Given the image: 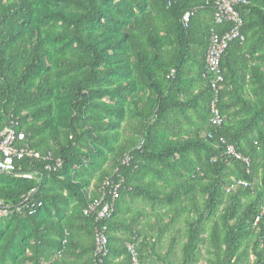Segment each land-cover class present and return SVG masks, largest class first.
Segmentation results:
<instances>
[{
	"label": "trees",
	"instance_id": "1",
	"mask_svg": "<svg viewBox=\"0 0 264 264\" xmlns=\"http://www.w3.org/2000/svg\"><path fill=\"white\" fill-rule=\"evenodd\" d=\"M42 1L68 9L51 12L65 29L42 31L35 0H0V129L14 122L18 145L32 152L12 162L14 173L39 179L0 173V201L16 207L30 197L34 206L0 220V262L95 264L98 226L83 210L119 167L120 197L100 223L109 251L101 264H131L127 244L134 240L145 263L152 247L140 229L143 212L126 218L135 200L166 208L158 236L176 234L166 264H195L204 245L210 264H240L249 246L252 264H264V0L237 7L244 40L231 42L221 60L225 122L218 129L209 124L205 53L211 29L221 35L230 25H214L209 0ZM187 11L194 12L184 25ZM126 113L140 121L123 138ZM221 138L249 159L250 175L223 153ZM101 148L114 153L112 172L102 171L90 191V173L106 161ZM237 180L249 185L227 192Z\"/></svg>",
	"mask_w": 264,
	"mask_h": 264
},
{
	"label": "built area",
	"instance_id": "2",
	"mask_svg": "<svg viewBox=\"0 0 264 264\" xmlns=\"http://www.w3.org/2000/svg\"><path fill=\"white\" fill-rule=\"evenodd\" d=\"M214 10V25L222 26L224 24L230 25L228 31L223 34H218L211 29L209 37V45L205 53V63L207 73L210 75L209 87L211 89V101L209 106V124L214 128H220L224 122L225 117L219 109V97L222 89L223 76L220 70V64L223 54L227 50L229 44L233 41L243 42L244 37L241 34L243 27V19L237 7L248 6V0H209ZM194 11H187L182 16V23L187 25ZM16 124L10 122L8 125L0 129V173L14 176L23 179L39 180L35 173H14L12 162L14 160H21L30 155L32 152L28 146H19L18 141L22 139V135H17ZM211 138V135H209ZM220 142L225 146L224 154L232 160L239 161L245 165L246 174L250 175V161L239 154L231 145H225L221 138ZM143 141H141L131 152L123 155L120 159V166H127L131 160V153L135 150H140ZM60 161H56V167H59ZM51 170L50 166L46 167ZM123 178L119 175V167H116L111 176L103 181L97 190L96 197L90 201L87 207L83 210V215L87 218H93L97 224L94 233V247L93 257L95 264H101L104 259L108 257V228L103 221H107L114 213L116 202L120 197V189L123 185ZM249 182L245 180H237L235 183L229 185L227 192L234 189L236 186L247 187ZM30 197L24 200L16 207L0 201V220L8 218L12 213H21L28 211L33 213V205H30ZM127 252L130 256L131 264H140L137 253V242L127 244Z\"/></svg>",
	"mask_w": 264,
	"mask_h": 264
},
{
	"label": "rangeland",
	"instance_id": "3",
	"mask_svg": "<svg viewBox=\"0 0 264 264\" xmlns=\"http://www.w3.org/2000/svg\"><path fill=\"white\" fill-rule=\"evenodd\" d=\"M37 2L36 10H35V18L36 21L42 31L48 30H62L65 29V25L58 20L55 16L51 14L52 11H55L56 9H64V11L68 12V9L59 5H47L43 3L42 0H35ZM62 42H55L53 44H61ZM69 48L71 47L68 45ZM59 95L56 93L55 98L53 102H55V107L57 109V114H59ZM56 113V111H55ZM140 120L134 119L130 116V114L126 113L125 121L122 123L121 127L118 130V133L123 137H130L131 134H133L134 129L137 127V124ZM101 150L104 152L106 156V161L104 164H102L99 168H96L94 171H92L89 175L90 178H88L90 189H93L95 185L98 183L100 179V174L102 171L106 172H112L111 170V158L114 156V153L107 148H101ZM83 175V174H81ZM87 179V178H86ZM127 206L131 208V213L126 215V218L131 217L133 213H136V211H142V218L140 221V229L143 233L144 240L147 241V243L152 247L150 251H148V255L145 259L144 264H166V256L168 254V247L170 240L173 236H175V231H172L169 229L165 233L162 238L158 236L160 229L163 228L164 221H166V217L164 214L166 208L164 207H156L152 206L147 202H141L140 200H135L134 202H127ZM221 209L216 211L214 218L212 219V222L217 221L219 219ZM163 215V216H162ZM122 216V215H121ZM162 216V217H160ZM5 224V222H3ZM211 224H208L207 227H209ZM184 230V223L180 221V224H177L176 231H183ZM114 234H117L119 237L123 236L121 231L114 232ZM85 238V237H84ZM142 241V238H141ZM178 255V253H177ZM197 260L195 264H210V260H212L209 249L204 245L197 251ZM170 262L173 264L177 263L176 258H170ZM254 261V256L251 251V248L249 246V250L247 251L246 255L244 256L242 262L240 264H252ZM1 263L0 264H8Z\"/></svg>",
	"mask_w": 264,
	"mask_h": 264
},
{
	"label": "crops",
	"instance_id": "4",
	"mask_svg": "<svg viewBox=\"0 0 264 264\" xmlns=\"http://www.w3.org/2000/svg\"><path fill=\"white\" fill-rule=\"evenodd\" d=\"M243 64H244V65H243L244 67L242 66V68H244V69H245V68H248V67L251 65L250 63H249L248 65H246V63H243ZM245 66H246V67H245ZM183 72L186 74L187 79H189V78L191 77V74H194V73H193V69L190 67V65L186 66ZM191 80H192V79L190 78L189 81H191ZM189 81H188V82H189ZM188 82H187V83H188ZM193 87H197V85H196V86H193ZM93 189H94V188H93ZM93 189H90V191H93Z\"/></svg>",
	"mask_w": 264,
	"mask_h": 264
}]
</instances>
